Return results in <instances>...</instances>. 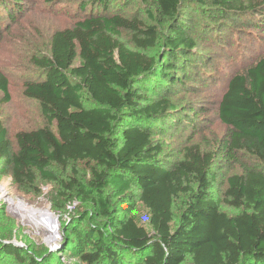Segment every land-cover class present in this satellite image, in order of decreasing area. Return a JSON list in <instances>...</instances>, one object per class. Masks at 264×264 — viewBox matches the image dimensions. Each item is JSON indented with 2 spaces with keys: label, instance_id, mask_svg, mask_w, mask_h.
<instances>
[{
  "label": "trees",
  "instance_id": "16d2710c",
  "mask_svg": "<svg viewBox=\"0 0 264 264\" xmlns=\"http://www.w3.org/2000/svg\"><path fill=\"white\" fill-rule=\"evenodd\" d=\"M132 1L73 0L87 12L54 30L45 49L28 53L32 72L22 93L38 104L46 124L17 131L9 156L0 119V163L10 164L22 191L36 192L39 174L61 197L75 194L108 218V233L91 225L73 230L62 251L73 244L76 264H264V54L227 80L217 116L228 136L218 155L190 144L180 160L164 162L154 139V122H194L177 115L174 86L215 79L185 4L201 5L198 27L223 49L232 23L246 26L240 32L264 31V1L150 0L154 8L142 2L137 9L146 19L125 15ZM20 6L0 0V34L10 31ZM159 42L166 53L157 61L147 50ZM9 100L0 70V112ZM217 160L238 165L221 196L212 191ZM79 162L92 163L88 175H80ZM135 201L149 212V230L131 213ZM222 203L240 212L228 214ZM1 245L3 257L20 264H64L56 255L26 258L15 245Z\"/></svg>",
  "mask_w": 264,
  "mask_h": 264
},
{
  "label": "rangeland",
  "instance_id": "374dc122",
  "mask_svg": "<svg viewBox=\"0 0 264 264\" xmlns=\"http://www.w3.org/2000/svg\"><path fill=\"white\" fill-rule=\"evenodd\" d=\"M15 1L20 2L21 5L19 10L15 7L17 20L11 22L8 33L2 30L0 34V70L8 77L10 93V100L2 106L0 119L6 129L9 156L17 149L15 140L17 131L34 129L46 124L38 104L26 99L22 93V82L32 72L28 53L36 47L45 49L47 38L54 30L71 26L87 12L81 10L80 5L73 0ZM142 2L149 8H154L150 0H133L132 3L125 5V15L136 14ZM185 6L187 7L183 8L185 12H193L189 17L192 19V34L197 41L198 49L205 51L211 57L206 72L211 73L215 79L208 82L203 81L202 78L196 82L189 81L187 83L192 86L188 89L173 87L176 90L171 99L177 107V115L185 119L191 116L194 122L185 121L177 126L154 122L156 131L154 139L162 149L160 157L164 162L169 163L180 160L184 148L190 144H198L203 151L219 154L218 151L222 149L221 143L227 138L228 131L217 116V104L227 80L232 74L242 70L248 61L264 54V31L259 29L251 32L244 29L240 32L238 28H246V26L232 23L223 32L224 38L228 36L231 38L227 48L222 49L213 41V33L206 36L198 27V8L201 5L197 2H187ZM137 15L146 19L144 11H138ZM236 30L237 33L234 32ZM252 36L255 41L250 40ZM147 52L157 61L166 53L162 42L157 43ZM78 62L79 59L76 58L73 65ZM143 95L151 96L150 93ZM194 109L195 114L192 113ZM91 164L77 163L80 175H88ZM214 169L217 177L212 191L221 196L226 187L227 176L238 171V165L232 161L217 160ZM36 177V192H24L14 184L10 164L0 163V198L3 199L0 200V263L20 264L12 257H3L1 244L11 243L22 251L26 258L41 259L56 255L64 264H76L79 258L73 244L72 250L62 251L63 247L67 246L73 230L76 227L84 228L91 225L108 233L110 231L107 226L108 218L90 201H85L75 194L71 198L68 196L67 200L61 197L55 183L41 179L39 174H36ZM111 202L113 204L114 199H111ZM220 208L228 214L240 212L239 209L223 203ZM175 211L179 212L178 209ZM38 213H51L56 217L54 236H49L42 227L36 217ZM131 213L139 225L150 229L149 212L140 202L135 201ZM83 219L84 222H81Z\"/></svg>",
  "mask_w": 264,
  "mask_h": 264
},
{
  "label": "bare ground",
  "instance_id": "6f19581e",
  "mask_svg": "<svg viewBox=\"0 0 264 264\" xmlns=\"http://www.w3.org/2000/svg\"><path fill=\"white\" fill-rule=\"evenodd\" d=\"M0 200H3L2 197L0 198ZM36 217L37 219H39L42 227L45 228V231L48 233V235L54 236L56 233L55 228L57 225L56 217H54L51 213H38Z\"/></svg>",
  "mask_w": 264,
  "mask_h": 264
}]
</instances>
